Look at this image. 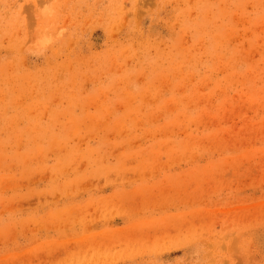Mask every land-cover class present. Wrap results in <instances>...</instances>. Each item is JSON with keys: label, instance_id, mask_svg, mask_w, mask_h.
Masks as SVG:
<instances>
[{"label": "rangeland", "instance_id": "rangeland-1", "mask_svg": "<svg viewBox=\"0 0 264 264\" xmlns=\"http://www.w3.org/2000/svg\"><path fill=\"white\" fill-rule=\"evenodd\" d=\"M0 264H264V0H0Z\"/></svg>", "mask_w": 264, "mask_h": 264}]
</instances>
